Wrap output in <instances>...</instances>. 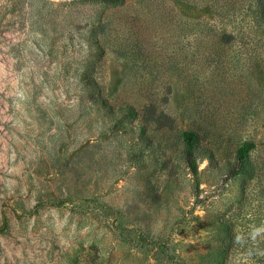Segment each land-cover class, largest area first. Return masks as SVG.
Listing matches in <instances>:
<instances>
[{
	"label": "rangeland",
	"instance_id": "rangeland-1",
	"mask_svg": "<svg viewBox=\"0 0 264 264\" xmlns=\"http://www.w3.org/2000/svg\"><path fill=\"white\" fill-rule=\"evenodd\" d=\"M0 264H264L257 0H0Z\"/></svg>",
	"mask_w": 264,
	"mask_h": 264
},
{
	"label": "trees",
	"instance_id": "trees-1",
	"mask_svg": "<svg viewBox=\"0 0 264 264\" xmlns=\"http://www.w3.org/2000/svg\"><path fill=\"white\" fill-rule=\"evenodd\" d=\"M93 1L103 4H117L122 0H87ZM258 1V11L259 16L261 19H264V0H257ZM117 111H123L124 115L128 118H132L135 116V112L133 111L132 107L124 105L122 108H117ZM181 142L183 143V161L188 169L189 173L192 177L196 178V171L197 165L195 161V149L198 147V137L194 132L191 131H184L180 135ZM251 145L249 143L241 144L236 150V160L239 165H241V159L244 153L250 148ZM236 173H231L230 176H234Z\"/></svg>",
	"mask_w": 264,
	"mask_h": 264
}]
</instances>
